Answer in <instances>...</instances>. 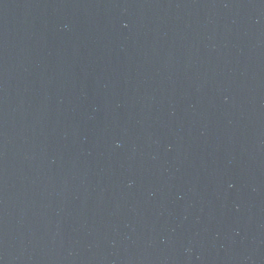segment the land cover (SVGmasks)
Returning a JSON list of instances; mask_svg holds the SVG:
<instances>
[{
	"label": "water",
	"instance_id": "1",
	"mask_svg": "<svg viewBox=\"0 0 264 264\" xmlns=\"http://www.w3.org/2000/svg\"><path fill=\"white\" fill-rule=\"evenodd\" d=\"M0 264H264V0H0Z\"/></svg>",
	"mask_w": 264,
	"mask_h": 264
}]
</instances>
